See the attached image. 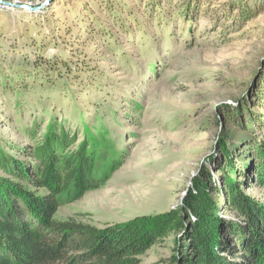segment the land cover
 Instances as JSON below:
<instances>
[{
	"label": "rangeland",
	"instance_id": "obj_1",
	"mask_svg": "<svg viewBox=\"0 0 264 264\" xmlns=\"http://www.w3.org/2000/svg\"><path fill=\"white\" fill-rule=\"evenodd\" d=\"M5 1L32 9L0 2V151L25 160L62 128L102 181L56 220L167 212L195 178L225 190L230 176L264 202V0ZM182 238L136 264H187Z\"/></svg>",
	"mask_w": 264,
	"mask_h": 264
},
{
	"label": "trees",
	"instance_id": "obj_2",
	"mask_svg": "<svg viewBox=\"0 0 264 264\" xmlns=\"http://www.w3.org/2000/svg\"><path fill=\"white\" fill-rule=\"evenodd\" d=\"M74 143L61 128L26 149L25 160L0 151L7 174L0 176V264H136L175 229L183 231L188 252L179 258L187 264H264V202L230 176L225 190L195 178L182 203L167 212L101 228L56 220L64 202L102 184L94 174V152L86 142L68 152ZM215 193L224 195L223 208L235 218L220 213Z\"/></svg>",
	"mask_w": 264,
	"mask_h": 264
},
{
	"label": "water",
	"instance_id": "obj_3",
	"mask_svg": "<svg viewBox=\"0 0 264 264\" xmlns=\"http://www.w3.org/2000/svg\"><path fill=\"white\" fill-rule=\"evenodd\" d=\"M1 3L3 4H6V5H9V6H16L18 8H29V9H32L31 6H28V5H18V4H15V3H12V2H8V1H5V0H0ZM33 9H38V7H35Z\"/></svg>",
	"mask_w": 264,
	"mask_h": 264
}]
</instances>
